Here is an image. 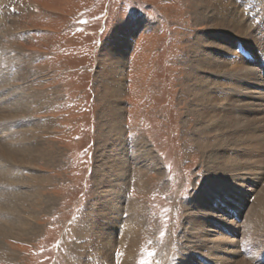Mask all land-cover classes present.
Here are the masks:
<instances>
[{
	"label": "rangeland",
	"instance_id": "1",
	"mask_svg": "<svg viewBox=\"0 0 264 264\" xmlns=\"http://www.w3.org/2000/svg\"><path fill=\"white\" fill-rule=\"evenodd\" d=\"M197 2L5 0L0 22V51H4L0 53L4 79L0 86V222L9 215V220L20 221L15 226L19 230L31 225L35 233L8 238L10 228L5 231L0 224V264H76L75 253L93 261L92 252H100L95 244L103 242L100 232H95L100 228L96 205L104 190L112 191L111 169L124 152V193L108 216L117 210V217L125 220L129 211L139 213L142 228L132 264H264L263 231L254 244L247 234L239 240L240 253L234 258L223 254L222 261L209 260L215 242L199 256L190 254V249L183 251L184 244L188 246L182 235L185 217L193 212L191 199L202 194L206 185L213 186L211 199L217 195L229 208L234 202L231 196L241 198L239 233L247 229L245 213L264 195V101L237 96L244 88L242 71L237 72L241 62L256 69L261 83L257 89L264 88V70L257 66L259 53L264 56V0H228L231 7L237 5V15L245 23L237 35L230 27L212 29V17L197 19ZM135 22L139 26L132 29ZM120 27L131 31L129 47L116 80L117 96L106 101L102 92L109 89L102 87L113 75L105 71L110 57L104 48ZM200 39L210 40L212 46L202 48ZM237 45L254 58V64L236 54ZM199 90L206 93L201 95L202 109L189 111ZM112 108H118V116L110 118ZM230 119L242 132L240 143L233 149L223 142L222 151L216 142L210 146L221 122L227 124ZM250 129L256 136L254 152L252 143L250 150L246 148ZM137 142L142 143L136 151L143 146L156 156L159 175L132 162ZM228 152L241 165L228 167L223 162L218 169H210L207 163H219ZM217 170L237 178L227 179L224 186L220 180L209 183L206 176ZM216 189L225 190L226 196ZM220 216L234 221L230 210ZM116 223L112 237L121 233L122 225ZM86 227L90 229L85 231ZM215 230L226 232L223 226ZM113 247L107 255L120 258L119 244Z\"/></svg>",
	"mask_w": 264,
	"mask_h": 264
},
{
	"label": "bare ground",
	"instance_id": "2",
	"mask_svg": "<svg viewBox=\"0 0 264 264\" xmlns=\"http://www.w3.org/2000/svg\"><path fill=\"white\" fill-rule=\"evenodd\" d=\"M196 2H197L196 3L197 4L196 5L197 12H198L197 13V19H199V18H201L203 16H206V19H209V18L212 17V23H213V28L212 29L215 30V28H218V27H221V28H224V27L225 28H227V27L229 28L230 27L231 28V31H234L235 35L241 34L240 31H239V29L240 30L243 29V26L245 25V23H243V22L240 21L239 13L237 15V11L238 10H236L237 9L236 8L237 5L235 3H233L234 4V7H231L230 4H228V0H212L211 2H210V0H207V1L206 0H196ZM231 2H232V0H230L229 3H231ZM4 3H5V0H0V22H2L4 20V13L5 12L3 13V11H2L3 10L2 7H3V4ZM208 3H210V4H209L208 9H207V4ZM206 9H207L208 12L210 10V12L207 13L206 12ZM232 24H233V26H232ZM130 26L133 29V28H137L139 26V24H138V22H135V23H131ZM248 33H249V31L246 30L244 35L247 36ZM130 34H131L130 29L125 28V27H120L119 30L117 31V33H115V39L113 41H111L110 43H108V46L104 48V50H105L104 53L106 55L108 54V56L110 57V59L106 58V59L110 60V62H108V64L104 68H105V71L106 70H107V72L109 71V74H110L109 76L113 75L112 79H110L108 81V83H106V85H104L102 87L103 88V91H105L106 86L108 87L107 89H109V91L106 92V93L102 92L104 94L103 96L105 97V100L106 101L107 100L108 101H111L112 98L115 99V97L117 96V93L119 91V86L120 85L119 84L116 85L117 84L116 83V80L119 81L118 76H120L121 71H122V67L124 66V61H125L126 53L128 51V47H129L128 39L130 38ZM198 41H199V43H198L199 46H202V48L208 49L210 47V45L212 46L210 40H205V39L204 40L203 39L201 40L200 39ZM200 43H201V45H200ZM2 52H4V51H0V53H2ZM101 55L102 54H100V56ZM203 56L204 55H202V57ZM102 58L100 60H102ZM203 58H205V57H203ZM0 63H1V61H0ZM239 65H240L239 66L240 69L238 68L237 72L242 71V74L240 75V76H243V81H241L242 82L241 85L244 88H241L242 90L241 89L239 90V92L237 93L238 94L237 96H244L246 98H251V99L253 98V101L254 100H257V101L263 102L264 101V96L262 94H264V88H261V90H258L257 89V86H260L261 83L258 82L260 79L257 76L256 69L254 67H251L249 64H245V63H242V62L239 63ZM241 67H243L242 70H241ZM260 72H261V70H260ZM100 74L102 76L104 74V72L101 71ZM232 76H234L233 73H232ZM3 80L4 79H3V76H2V71L0 69V86L2 85V81ZM238 80H239V78H238ZM200 83H202V82H200ZM203 84H205L204 81H203ZM246 87H249V92L246 89ZM199 91L200 92L198 93V95L195 94L196 95V98H197L195 100V102H193V103L191 102V104H189L190 105L189 106V109H190L189 111H194L195 109L198 110L200 108L202 109V97H201V95L203 96L206 93L204 91H201V90H199ZM245 92H247V93H245ZM14 93H15V91H14ZM19 97H21V96H19ZM24 98H22V99H24ZM33 101H34V99H33ZM22 104H23V102H22ZM208 105L210 106V104H208ZM254 105H255V103H254ZM258 106L260 107V105H258ZM2 108H0V111H2ZM210 108H211V106H210ZM212 108L214 109V107H212ZM262 108H264V104H263ZM117 109L112 108L108 112V114L110 115V118H111V116H114V117L118 116V110ZM251 109L254 110L253 107H251ZM256 109H258V108H256ZM223 110H225V109H223ZM209 111H210V109H209ZM210 112H213V111H210ZM228 114H230V113H228ZM221 115H222V113H221ZM218 116L219 115H217L216 118H218ZM232 116H234V115L232 114ZM200 118H199V120H201ZM222 118H223V115H222ZM232 120L231 121H227V124H225V122H223L221 120L222 122L220 124V127L217 126L219 128V132H218L219 135L216 137V139H214L213 141H211L210 146L212 144H215V142H216L217 146H219V149L222 151L223 148H221V146H223L222 144L224 142V144L227 143L228 145H231L232 147H234L233 149H235V147H236L235 145L238 144V143H240V140H239L240 137L239 136H241L240 134H242V132L239 129V125L238 124H234ZM116 124L118 125V123H116ZM252 129L254 130L255 128L252 127ZM253 130L251 131V129H250V132H249L250 133V136L248 138V145H247L248 147H246V148H248L250 150V148H252V145H250V143H252L254 145V148H253V152H254L255 151V148H256V140H255V137L256 136L254 135ZM246 134H248V133H246ZM238 137H239V139H238ZM212 138H214V137H212ZM246 140H247V138H246ZM141 143L142 142H137V143L134 144L135 146H133V152L132 153H133L134 156H133L132 162L135 163V164H141V166L142 165H145V166H147V168L148 167L151 168L156 174L159 175L160 174V171H161L159 169V162H158L156 156H154L152 154V151L149 150L146 147H143V146L141 147V149L139 151H136V147H138ZM206 144H208L207 146H209V143H206ZM0 148H1V146H0ZM224 149H225V147H224ZM1 150H3V149H1ZM123 150H124V148H123ZM217 152H218V150H217ZM244 152H246V151L244 150ZM251 152H252V150L250 151V153ZM205 154H207V153H205ZM208 155H210V154H208ZM228 155H229V152H228ZM232 155H235V154H232ZM232 155H229L227 157H225V155H224L220 160L218 159L219 158L218 157L217 160L220 161L219 162L220 164L217 163L218 162L217 160H216L217 162H215L213 160L212 162L207 163V164H211L212 165L210 167V169L213 168V167H214L213 169H218V167L223 162H224V165L225 166L228 165V167L234 166V165L237 166L239 164V162H236L235 160H233V156ZM245 157H247V156H245ZM7 158H9V157H7ZM212 158L213 157H211V159ZM45 159H46V157H45ZM49 160H50V158H49ZM126 162H127V160H125V152H124L123 159H118L117 158L116 161H115V163L112 166V169H111L112 181L114 182L112 191L109 193V192H107V189L104 190L103 191V195L101 196V200L99 198V200H100L99 204L96 205L99 213L95 214V216H98L100 218V223H99V227L100 228L96 229L95 232H100L99 238H100V241H103V242L101 244H95V249H97L98 251H100L101 254H99L100 252H95V251L92 252V254L90 256H93V261H88V260L85 259L86 257L83 259L82 257H80L81 254L78 255L77 253H75L76 256H77L76 258H79L75 262L76 264H132L131 263V261H132L131 254L133 253V249L135 248V245H136V239L140 236V234H141V228H142V223L140 221V216L138 215L139 213L137 214V212H134V211L131 212V211H129L128 216L125 218V220H123L122 218L117 217V215H118L116 213L117 210L116 211H112V214L113 215L111 214V216H108V214L111 213V210H114V209H112L113 208L112 205H114V203H117V202L119 203L120 200H122V199H120L122 197H119V196H123V193H124V187L123 186L125 185L124 181L126 179L124 176H126V172H127L126 171V169H127L126 168V165H127ZM239 165H241V164H239ZM254 166H256V165H254ZM147 168H146V170H147ZM237 168H236V170L238 171L239 169H237ZM222 170H224V169H222ZM225 172H227V171H225ZM230 172H232V171H230ZM226 175H225L224 172H221V171H218L217 170L216 172H213L209 176H206V177H207V180H210L209 183L214 182L216 180L222 181L221 182V185H223V186L225 184H227L226 183L227 182V179L228 180H231V181H233V180L235 181L236 178H237L232 173H228V175H227L228 177ZM223 180H226V181L223 182ZM136 182L137 183L138 182L140 183L141 181L137 179ZM110 185H111V183L108 184V186H110ZM211 188H213V186H211L210 184L206 185V187H205L204 191L202 192V194H200L198 197H196L197 196V194H196V196L191 199V203H190V207L189 208L190 209H193V212L190 211L189 212L190 214H188L185 217V219H186V226L183 228V235L182 236L186 240L185 243L188 245V246H185V244H184L183 251H184V248L186 249L185 252L188 249H190L189 250V253L190 254L191 253H194L195 255L197 254L198 256H199L201 250L202 251H204V250L206 251V246L207 245H212L210 242H215V244L213 243L214 246L212 245L211 248H210V249H213V252H210L208 254L209 260L212 259V262H213V261H217V260L220 261L221 260V256L223 254L226 255V256L233 255L232 256L233 258L236 257V256H239V253H240L239 250H238V248H239V242H240L239 240H241L242 238H244L246 236V234H247V237L246 238L248 239V241H250V244H254L256 238L259 235H261V233H259V231H263L264 232V195L261 194L263 197L260 196L261 198H259L258 200H256L255 204L251 208L248 209L247 213H245L246 214L245 220H246V223H247V226H246L247 229L242 230L243 229L242 228L240 230L242 232L239 233L238 227H237V221L236 220L240 218V212L242 210V200H241V198H237L238 195L231 196V198L228 197L229 199H231V201H234L233 202V206L230 207L232 209L231 210L229 208V206H227V204L221 202V198L219 196L216 195V197H213V199H211V195H212L211 194L212 192L210 191ZM236 190H237V192H242V191H239L238 189H236ZM217 191L220 193V195H225L226 196L225 190L218 189ZM117 198H119V201H118ZM218 202H220V203H218ZM213 205L215 207H213ZM44 206H46L48 208L47 202H44ZM131 206H132V204L129 205V208ZM214 208H216V209H214ZM225 208H227V209H225ZM229 210H230L231 214L234 217V221L231 222V223L227 222L226 220H225L226 221L225 222L224 220H222V218L220 216V214H223V213H225L226 211H229ZM4 212L8 215L7 210H5ZM118 212L120 213V210ZM9 218L10 217L8 215V217H5L6 222H4V223L3 222H0V224H2V227H3L2 228L0 226L1 229L5 230V231H9V228H10L11 234L9 236H7L8 238H11V237L12 238L13 237L14 238H16V237H19L20 238L22 235H24L25 237H28V236L33 235L35 233L34 232L35 229L31 228V225H29V229H27L25 231L19 230L20 229L19 228L20 226L15 227L17 225V222L18 221H16L15 219H13L11 221V220H9ZM31 220H33V219H31ZM33 222H34V220H33ZM116 222H119L122 225V226L119 225L120 226L119 229L121 230V233H120V235L118 237H116V236L115 237H112V233H114V230H115L114 228L117 225ZM220 224H222V225H220ZM18 225H20V221L18 222ZM221 226H223L224 229H226L225 234H222V232L219 233L218 230H215V229H220ZM243 226H245V225L243 224ZM86 228L87 229H85V231H88L90 229L88 227H86ZM15 229H16V232L17 233L12 234V230H15ZM3 230H1L0 232H2ZM244 231H245V233L243 234ZM213 233H215L214 236H216V239H213L214 237L212 238ZM228 233H229V235H228ZM5 234H7V233H5ZM82 234H83V232H82ZM240 234H241V236H240ZM254 235H256L255 236V239L252 238ZM106 238H107V240H106ZM249 238H251V239H249ZM81 239L82 238L80 236L77 238V240H79V241ZM85 239L88 240L87 238H85ZM211 239H213V241H210ZM245 239H244V241H245ZM204 241H205V243H204ZM89 242H90V240H89ZM89 242L87 244H89ZM115 242H116V244H119V246L121 248L120 249V251H121L120 258L118 257L116 259L110 256L111 253L107 255L108 251L109 252H112L111 249H112V247H113V245H114ZM190 244H191V246H190ZM90 247L91 246H89L88 248L90 249ZM255 247L256 246H254L253 248H255ZM253 248H252V250H253ZM203 253H205V255H206V252H203ZM10 255L11 254L8 255L9 258H10ZM179 257L180 258L182 257V252L179 253ZM219 257H220V259H219ZM11 258H14V256L11 255ZM249 259H250V257H249ZM195 260H196V257H195ZM205 260H208V259H205ZM74 261H75V259H74ZM74 261H72V262H74ZM225 261H223V262H225ZM239 264H241V262Z\"/></svg>",
	"mask_w": 264,
	"mask_h": 264
}]
</instances>
